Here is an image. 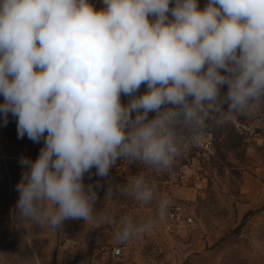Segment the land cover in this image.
<instances>
[{"label": "clouds", "instance_id": "obj_1", "mask_svg": "<svg viewBox=\"0 0 264 264\" xmlns=\"http://www.w3.org/2000/svg\"><path fill=\"white\" fill-rule=\"evenodd\" d=\"M102 3L0 0V116L5 126L16 118L18 138L43 139L34 161L20 158L15 213L54 230L68 219L112 222L93 214L103 184L85 185L92 169L111 198L118 162L169 170L209 122L264 107V0ZM115 188L156 201L159 219L172 204L143 175ZM155 224L126 216L115 239Z\"/></svg>", "mask_w": 264, "mask_h": 264}, {"label": "rangeland", "instance_id": "obj_2", "mask_svg": "<svg viewBox=\"0 0 264 264\" xmlns=\"http://www.w3.org/2000/svg\"><path fill=\"white\" fill-rule=\"evenodd\" d=\"M99 10L102 0H91ZM202 0H198L201 8ZM171 6V5H170ZM146 91L141 85L137 95ZM227 91V86L222 92ZM129 97L121 95L122 104ZM3 97L0 96V103ZM264 114V107L250 116ZM155 113H149L152 118ZM214 156L199 162L204 188H175L173 196L193 218L191 225H177L166 215L159 219L157 202L142 204L121 194L124 185L143 175L162 196L165 181L180 163L178 156L166 171L150 165H130L122 177L111 175L113 195H106L108 178L92 169L85 185L99 180L94 216L110 213L111 223L65 220L60 230L38 226L15 213L19 198L16 185L24 171L21 157L35 160L43 147L25 135L18 138L17 120L11 114L5 126L0 116V264H264V141L250 142L238 135L228 122L215 124ZM136 221L154 218V228L127 243L115 239L122 218ZM122 246L123 255L112 259V248Z\"/></svg>", "mask_w": 264, "mask_h": 264}, {"label": "built area", "instance_id": "obj_3", "mask_svg": "<svg viewBox=\"0 0 264 264\" xmlns=\"http://www.w3.org/2000/svg\"><path fill=\"white\" fill-rule=\"evenodd\" d=\"M207 4V0H202L201 9ZM231 128L241 137L250 142L259 144L264 141V114L253 115L248 119H238L234 117L229 120ZM216 147V136L214 123L209 122V126L196 138L189 147L181 154L180 163L176 166L172 175L165 181L162 196H169L172 204L166 214V218L177 225H191L193 218L188 210L176 201L173 196L175 188H192L201 191L204 188V180L198 171L199 162L208 160L214 156ZM129 164L120 161L112 169L111 174L122 177L127 173ZM123 247L112 248L110 256L112 259H119L123 255Z\"/></svg>", "mask_w": 264, "mask_h": 264}]
</instances>
